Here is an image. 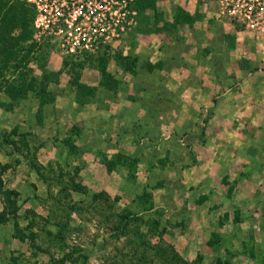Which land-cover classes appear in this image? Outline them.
Instances as JSON below:
<instances>
[{"label":"rangeland","instance_id":"374dc122","mask_svg":"<svg viewBox=\"0 0 264 264\" xmlns=\"http://www.w3.org/2000/svg\"><path fill=\"white\" fill-rule=\"evenodd\" d=\"M24 1L38 46L32 87L0 107V264H162L167 247L192 264H264V20L234 19L226 0H201L215 3L213 18L177 0ZM103 43L120 55L101 73L88 55ZM38 88L54 94L41 124ZM108 97L135 106L127 131L108 135H128L132 150L102 154L103 174L85 180L63 141L68 117L46 129L44 113ZM173 161L187 177L166 202L156 169ZM117 167L123 180L104 178Z\"/></svg>","mask_w":264,"mask_h":264},{"label":"trees","instance_id":"16d2710c","mask_svg":"<svg viewBox=\"0 0 264 264\" xmlns=\"http://www.w3.org/2000/svg\"><path fill=\"white\" fill-rule=\"evenodd\" d=\"M33 16L32 8L24 0H0V107L5 110H11L18 102V99L23 97L26 91L32 87L29 62L34 57L33 53L38 46L34 38ZM102 45L101 48L96 50L94 56L92 54V56L88 55L95 60L96 66L101 73L104 72L108 57L114 58L120 55L118 51L110 53L106 48L108 45L105 43ZM73 63L82 65L83 61L73 60ZM75 85L79 91L82 89V92L91 94V87L81 82H75ZM2 94L8 98L7 101L1 98ZM35 94L38 103L34 110V117L36 123L41 124L42 105L46 102H51L54 94L44 88H38ZM89 99V97H80L78 99V96H76L78 103H84ZM67 132L68 135L63 140L67 146V151L69 153L79 152L70 139L71 135L79 133L78 127L71 124ZM3 140L9 143L7 138ZM113 157L115 160L121 158L123 161L128 158L118 153L114 154ZM115 160L108 159L104 160L103 163L107 169H110ZM140 201L143 202V200ZM151 206V199L147 197L145 203H143V208L148 209ZM163 250L162 264H192L181 258L177 252H174L172 247H167V249Z\"/></svg>","mask_w":264,"mask_h":264},{"label":"crops","instance_id":"0c3cea01","mask_svg":"<svg viewBox=\"0 0 264 264\" xmlns=\"http://www.w3.org/2000/svg\"><path fill=\"white\" fill-rule=\"evenodd\" d=\"M177 3L189 9V11L194 12L196 10L200 11L199 7H203L204 9L205 4L207 6L202 11L203 15L213 18V16L217 14V12H215L216 7L213 1L203 3L201 0H177ZM148 99V95H141V100ZM71 101H69L68 104H64L63 107L60 106V108L56 110L54 120L52 118L54 113H52L49 118H46L47 116L44 113L42 127H45L46 129H53L54 126L60 125V123H56V121H58L61 116H64L65 118L68 117L67 120H65L69 122V126L71 124L78 126L79 130L81 129V135L80 138H78V142L75 143L76 145H79L78 155L80 160L82 159L81 161L84 163V179L93 180L95 175L96 180L98 179V177L96 178V175L103 174V171L99 172L97 169V166L101 164L99 158L102 154L108 157L116 150L123 152H129L132 150L133 144L128 142L127 133V136L124 139H121V141L119 140L120 142H113V139L111 138L112 136L114 137V135L117 136L118 133H121L118 127L122 129V132L123 128L124 131H127L125 126L129 123V121L134 119L136 114L134 110L135 106L129 104V102L124 99L117 100V97H108L107 104L94 105L92 103H85L78 109L76 107L74 108V103ZM20 116L22 115L17 113L15 120L22 123V120L20 121ZM5 122V116H0V125L5 126ZM33 126L34 125L32 124L31 127ZM108 135L111 136V138H109ZM106 139H108V141ZM165 145L168 146L165 151L168 152V149L171 150L168 143ZM93 166H95L94 169ZM187 167L188 166L186 164L184 165L182 161H173V163H163L161 167L156 169V173L159 174L160 179H163L162 192L167 193V195L162 194L161 196L167 198L166 202H169L168 199L175 197L176 190L175 188L172 189L171 183L174 181L185 180L184 178L187 177ZM115 170L120 174L113 175ZM151 170L155 172L154 168ZM123 171L124 169L117 167L114 170L107 172L104 178L107 177L109 180L114 179V181L123 180ZM146 173H148L147 170ZM160 199L162 200L163 198Z\"/></svg>","mask_w":264,"mask_h":264},{"label":"built area","instance_id":"2783aa9c","mask_svg":"<svg viewBox=\"0 0 264 264\" xmlns=\"http://www.w3.org/2000/svg\"><path fill=\"white\" fill-rule=\"evenodd\" d=\"M226 4L236 20H264V0H226Z\"/></svg>","mask_w":264,"mask_h":264}]
</instances>
